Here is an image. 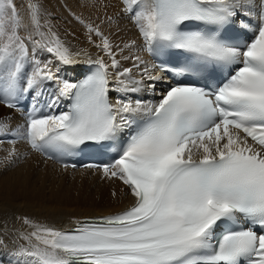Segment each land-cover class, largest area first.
<instances>
[{"label":"snow or ice","instance_id":"1","mask_svg":"<svg viewBox=\"0 0 264 264\" xmlns=\"http://www.w3.org/2000/svg\"><path fill=\"white\" fill-rule=\"evenodd\" d=\"M121 4L107 23L130 22L128 42L73 14L94 58L53 30L39 0L27 22L0 0V105L25 113L14 138L46 159L103 150L110 160L85 167L133 197L70 231L21 218L33 230L17 234L25 244L8 264H264V0ZM157 84L158 100L130 95ZM10 123L0 117V136Z\"/></svg>","mask_w":264,"mask_h":264},{"label":"bare ground","instance_id":"2","mask_svg":"<svg viewBox=\"0 0 264 264\" xmlns=\"http://www.w3.org/2000/svg\"><path fill=\"white\" fill-rule=\"evenodd\" d=\"M27 1L14 0L22 20L27 22L29 10ZM43 5L44 19L50 20L53 30L62 39L75 48L87 49L95 58L98 49L88 44L86 28L75 16L82 17L86 22L100 24L106 34H111L117 43L128 42L137 38V32L127 20H119L118 24L107 23V17L116 20L121 15V0H39ZM74 14V15H73ZM104 20L101 24L100 21ZM22 35L26 33H21ZM98 42V40H97ZM133 53H146L137 49ZM125 67L131 61L124 62ZM153 94L145 90L138 94H130L133 99L158 100L159 89ZM51 88L46 89V95ZM115 93V98L118 96ZM59 106L63 112L68 109V101ZM10 116V130L7 135L0 136V238L8 245L0 250V264H8L9 252L25 244L17 238L18 233H27L33 229L21 218H28L41 225L68 231L83 218L113 215L124 211L133 204V197L119 180L108 179L101 170H72L59 167L50 160L44 159L39 153L30 149L26 142L14 138V129L25 121V113L13 111L0 105V117ZM13 137L14 140L10 138ZM15 150L16 157L5 159ZM19 157V158H17Z\"/></svg>","mask_w":264,"mask_h":264},{"label":"rangeland","instance_id":"3","mask_svg":"<svg viewBox=\"0 0 264 264\" xmlns=\"http://www.w3.org/2000/svg\"><path fill=\"white\" fill-rule=\"evenodd\" d=\"M28 3H29V2L27 1V5H28ZM39 3H40V2H39Z\"/></svg>","mask_w":264,"mask_h":264}]
</instances>
